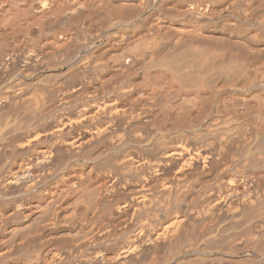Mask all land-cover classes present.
I'll use <instances>...</instances> for the list:
<instances>
[{"label":"bare ground","instance_id":"1","mask_svg":"<svg viewBox=\"0 0 264 264\" xmlns=\"http://www.w3.org/2000/svg\"><path fill=\"white\" fill-rule=\"evenodd\" d=\"M1 19L2 264L257 262L264 0H0Z\"/></svg>","mask_w":264,"mask_h":264},{"label":"rangeland","instance_id":"2","mask_svg":"<svg viewBox=\"0 0 264 264\" xmlns=\"http://www.w3.org/2000/svg\"><path fill=\"white\" fill-rule=\"evenodd\" d=\"M4 4H6V5H4ZM4 4H3L4 6H7V4H9V3H4ZM0 22H4V21L1 19ZM2 28H3V23H2V24L0 23V29H2ZM0 37H1L0 39H3V38H4V37H2L1 35H0ZM34 68H35V67H34ZM34 68H32V70H31V68H29L30 70L28 69L29 72L34 73L33 76H32V80H33V81H37V80H39L40 78L42 79V77H44L43 79H45V76L49 75V73H50V74H52V73H54V74H55V73H56V74H57V73H60V72H58V71H54V69H53V68H50V67H49V68L45 67V68H44L45 70H44L43 68H42V69H41V68H40V69H39V68H38V69L36 68L37 71L34 70ZM49 69H50V70H49ZM38 70H40V71H38ZM48 70H49V71H48ZM16 71H17V72H16ZM16 71L13 72V75H14V74L17 75V74L19 73L18 70H16ZM36 72H37V73L39 72V73L37 74ZM40 72H41V73H40ZM43 72H44V73H43ZM41 74H42V75H41ZM46 74H47V75H46ZM37 75H39V76H37ZM43 75H45V76H43ZM40 76H41V77H40ZM34 77H35V78H34ZM1 89H2V88H1ZM2 93H3V90H0V96L2 95ZM2 113H3V112H2ZM2 113H1V115H4V114H2ZM4 113H6V112H4ZM5 154H8V153H3L2 156H6V157L8 156V157H9V155H5ZM6 157H5V158L3 157V158L6 160ZM0 158H1V159H0V163L2 164V162L5 161V160L1 157V152H0ZM2 159H3V160H2ZM8 160H9V159H8ZM6 161H7V160H6ZM6 161H5V162H6ZM5 162H3V163H5ZM7 162H8V161H7ZM1 164H0V168H2V166H3V164H2V166H1ZM4 165H5V164H4ZM263 253H264V252L256 253L255 251L242 250L241 253H240V256H241V257L243 256V259H244V258L246 259V258H248L249 256L255 255V256H252V257H249V258L253 259L254 262L257 261V262H255V264H257L258 262L260 263L261 261H263V258H264V254H263ZM242 254H243V255H242ZM244 256H245V257H244ZM247 256H248V257H247ZM262 257H263V258H262ZM256 258H257V259H256ZM258 258H259V260H258ZM251 259H250V260H251ZM260 259H261V260H260ZM253 260H252V263H253ZM259 263H258V264H259ZM0 264H2V263L0 262ZM253 264H254V263H253Z\"/></svg>","mask_w":264,"mask_h":264}]
</instances>
